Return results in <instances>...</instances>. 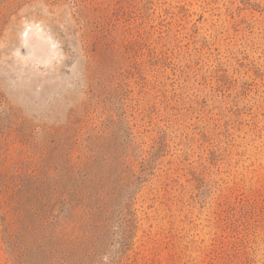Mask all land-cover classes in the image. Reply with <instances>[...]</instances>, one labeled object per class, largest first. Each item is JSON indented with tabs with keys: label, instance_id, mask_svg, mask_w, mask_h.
Here are the masks:
<instances>
[{
	"label": "rangeland",
	"instance_id": "obj_1",
	"mask_svg": "<svg viewBox=\"0 0 264 264\" xmlns=\"http://www.w3.org/2000/svg\"><path fill=\"white\" fill-rule=\"evenodd\" d=\"M0 264H264V0H0Z\"/></svg>",
	"mask_w": 264,
	"mask_h": 264
}]
</instances>
